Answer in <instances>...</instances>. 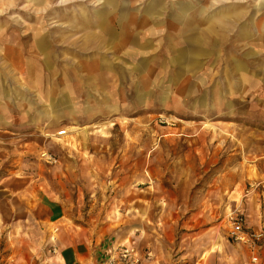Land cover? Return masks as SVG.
<instances>
[{
  "label": "rangeland",
  "instance_id": "1",
  "mask_svg": "<svg viewBox=\"0 0 264 264\" xmlns=\"http://www.w3.org/2000/svg\"><path fill=\"white\" fill-rule=\"evenodd\" d=\"M230 213L264 230V0H0V264H243Z\"/></svg>",
  "mask_w": 264,
  "mask_h": 264
},
{
  "label": "crops",
  "instance_id": "2",
  "mask_svg": "<svg viewBox=\"0 0 264 264\" xmlns=\"http://www.w3.org/2000/svg\"><path fill=\"white\" fill-rule=\"evenodd\" d=\"M236 212V211H234ZM232 214V213H230ZM230 214H228L227 216H229ZM239 214V213H237ZM241 215V214H240ZM47 218L49 219V221H53V222H57L58 220H60L61 218V212L59 211V208H54L52 210H49V213L47 215ZM246 223V220H245ZM247 225V223H246ZM226 226L228 228V232H227V238H228V233H229V225L228 222L226 221ZM248 228H251L249 225H247ZM262 227H258L257 229H253L252 230H259ZM150 235L148 234L147 237L142 238L141 232H137L135 231V234L133 235V238L135 239L132 243L133 245L136 244V248L138 249L139 253H141V264H158L157 263V257H156V252L153 250V245L150 241ZM118 241L117 239H112V243L116 244ZM137 245H141L142 249L139 248ZM242 246V245H240ZM244 247V246H243ZM98 246H91V245H87L85 243H76V244H70L68 246H64L58 249V255H57V260L59 264H100L105 256L103 255V251L102 253L99 254V252H97ZM144 249H147V251H150L152 253V257L150 256L148 259L146 257H144V255L149 254V252H145ZM247 249V248H246ZM144 250V251H143ZM248 251V249H247ZM249 252V251H248ZM255 252L257 253V251H254V254L249 252L250 257H248V260H245V262L243 264H251V257L253 255H255ZM143 256V257H142ZM257 260L259 259V257H256ZM178 259L176 258L173 260L172 264H178ZM162 264V263H160ZM190 264V263H189ZM203 264V263H202ZM214 264H217L216 261L214 262ZM229 264H233V263H229ZM241 264V263H238Z\"/></svg>",
  "mask_w": 264,
  "mask_h": 264
},
{
  "label": "built area",
  "instance_id": "3",
  "mask_svg": "<svg viewBox=\"0 0 264 264\" xmlns=\"http://www.w3.org/2000/svg\"><path fill=\"white\" fill-rule=\"evenodd\" d=\"M59 135H64L63 131ZM229 223V239L235 244L246 245L249 249H258L262 240H264V232H255L245 227L244 220L238 214H232L228 217ZM105 256L100 264H141L142 258L133 244H117L109 242L103 251ZM147 259L150 255L146 254ZM252 262H256L253 257Z\"/></svg>",
  "mask_w": 264,
  "mask_h": 264
},
{
  "label": "bare ground",
  "instance_id": "4",
  "mask_svg": "<svg viewBox=\"0 0 264 264\" xmlns=\"http://www.w3.org/2000/svg\"><path fill=\"white\" fill-rule=\"evenodd\" d=\"M59 134H61V132L59 133ZM58 134V135H59ZM244 223H245V221H244ZM245 227L246 228H248L246 225H245ZM230 228V227H229ZM249 229V228H248ZM230 230V229H229ZM250 230V229H249ZM252 231H254V230H252ZM264 232V230H262V228L261 229H259V230H255V232ZM228 239H229V233H228ZM230 240V239H229ZM231 241V240H230ZM232 242V241H231ZM233 243V242H232ZM233 244H235V243H233ZM262 244H264V240H262V242L260 243V246H259V248L258 249H255V250H251V249H249L246 245H242V244H236V245H242V246H244V247H246L247 249H248V251L249 252H251V253H253L254 254V251H257V250H259L261 247H262ZM138 251V250H137ZM139 252V251H138ZM140 254V257H141V253H139ZM149 255V254H148ZM145 256V255H144ZM143 257V256H142ZM253 257H255V255H253L252 257H251V259L253 258ZM256 258V257H255ZM256 262H257V258H256ZM256 262H252V260H251V263H253V264H256Z\"/></svg>",
  "mask_w": 264,
  "mask_h": 264
}]
</instances>
